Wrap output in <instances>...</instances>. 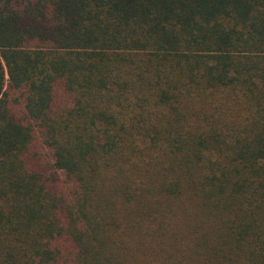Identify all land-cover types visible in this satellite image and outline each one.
Here are the masks:
<instances>
[{
	"label": "trees",
	"instance_id": "trees-1",
	"mask_svg": "<svg viewBox=\"0 0 264 264\" xmlns=\"http://www.w3.org/2000/svg\"><path fill=\"white\" fill-rule=\"evenodd\" d=\"M0 264H264V0H0Z\"/></svg>",
	"mask_w": 264,
	"mask_h": 264
}]
</instances>
